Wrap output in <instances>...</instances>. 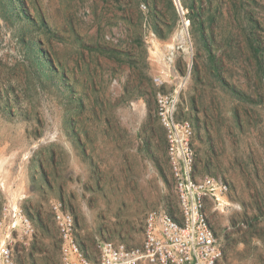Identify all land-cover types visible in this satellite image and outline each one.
Returning a JSON list of instances; mask_svg holds the SVG:
<instances>
[{
  "label": "rangeland",
  "instance_id": "1",
  "mask_svg": "<svg viewBox=\"0 0 264 264\" xmlns=\"http://www.w3.org/2000/svg\"><path fill=\"white\" fill-rule=\"evenodd\" d=\"M180 84L197 172L229 185L207 203L220 264H264V0H0V217L16 195L35 227L20 264H61L54 203L91 251L178 209L156 99Z\"/></svg>",
  "mask_w": 264,
  "mask_h": 264
},
{
  "label": "built area",
  "instance_id": "2",
  "mask_svg": "<svg viewBox=\"0 0 264 264\" xmlns=\"http://www.w3.org/2000/svg\"><path fill=\"white\" fill-rule=\"evenodd\" d=\"M155 81L165 85L161 76ZM181 86L158 91L156 99L178 209H150L139 245L103 239L91 251L80 240L74 214L62 203H54L61 264H220L225 247L211 223L207 203L213 201L215 210L224 209L229 185L220 177L197 172L195 126L179 111ZM34 233L31 219L17 204L5 205L0 217V264H20L18 246L27 244Z\"/></svg>",
  "mask_w": 264,
  "mask_h": 264
},
{
  "label": "trees",
  "instance_id": "3",
  "mask_svg": "<svg viewBox=\"0 0 264 264\" xmlns=\"http://www.w3.org/2000/svg\"><path fill=\"white\" fill-rule=\"evenodd\" d=\"M253 41L256 42V41H258V39H257L256 37H254V38H253ZM252 48H254V51L257 53V51H258V47L254 46V45L252 44Z\"/></svg>",
  "mask_w": 264,
  "mask_h": 264
},
{
  "label": "bare ground",
  "instance_id": "4",
  "mask_svg": "<svg viewBox=\"0 0 264 264\" xmlns=\"http://www.w3.org/2000/svg\"><path fill=\"white\" fill-rule=\"evenodd\" d=\"M17 193V192H16ZM20 194V193H19ZM21 196V195H20ZM13 198V202H14V204L16 205V202L15 201H17V196L15 195V197H12ZM14 205V206H15Z\"/></svg>",
  "mask_w": 264,
  "mask_h": 264
}]
</instances>
